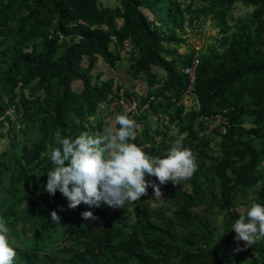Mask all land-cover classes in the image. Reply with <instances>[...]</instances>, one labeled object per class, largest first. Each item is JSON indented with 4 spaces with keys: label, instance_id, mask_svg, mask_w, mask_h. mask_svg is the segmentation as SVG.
Returning <instances> with one entry per match:
<instances>
[{
    "label": "trees",
    "instance_id": "obj_1",
    "mask_svg": "<svg viewBox=\"0 0 264 264\" xmlns=\"http://www.w3.org/2000/svg\"><path fill=\"white\" fill-rule=\"evenodd\" d=\"M114 1L0 0V118L18 96L17 123L38 130L34 141L21 144V129L14 128L10 147L0 152V217L15 238L14 264H264V240L247 246L246 254L213 244L217 215L225 235L236 236L232 225L247 211L236 210L238 197L252 189L251 203L264 205V0ZM238 2L254 9L230 25ZM202 15L218 20L222 37L197 56L192 92L198 108L184 115L189 80L182 69L194 57L168 59L164 43L183 42L179 32ZM126 39L137 48L128 54L129 73H144L149 84L138 107L167 116L186 133L180 140L198 169L178 185H162L168 199L158 207L145 195L119 209L83 203L70 209L59 191L53 197L45 190L53 164L42 153L58 137L89 133L88 118L99 104L125 99L113 78L93 77L92 69L99 57L114 67ZM216 117L218 155L204 149L209 140L194 128L197 122L204 130ZM135 131L130 142L149 155H166L170 141L156 139L149 123ZM85 211L96 219H83Z\"/></svg>",
    "mask_w": 264,
    "mask_h": 264
},
{
    "label": "clouds",
    "instance_id": "obj_2",
    "mask_svg": "<svg viewBox=\"0 0 264 264\" xmlns=\"http://www.w3.org/2000/svg\"><path fill=\"white\" fill-rule=\"evenodd\" d=\"M135 130L134 119L117 114L113 123L95 135L83 132L75 139L58 137L57 146L48 145V152L42 153L53 164L46 174L45 190L53 197L59 191L70 209L81 203L89 207L106 204L119 209L147 195L150 186L154 190L153 198H161V185L169 181L178 185L197 171L192 151L180 139L172 142L164 157L154 156L130 142L136 138ZM146 176L155 177L159 183L147 180ZM81 215L85 220L96 219L91 211ZM60 219L56 211L51 212V221L59 224ZM232 229L236 233L235 241H243L248 247L264 240V205L251 203ZM9 234L6 221L0 217V264H14L16 250Z\"/></svg>",
    "mask_w": 264,
    "mask_h": 264
},
{
    "label": "rangeland",
    "instance_id": "obj_3",
    "mask_svg": "<svg viewBox=\"0 0 264 264\" xmlns=\"http://www.w3.org/2000/svg\"><path fill=\"white\" fill-rule=\"evenodd\" d=\"M183 3L192 2L195 6H200L204 3L203 0H180ZM102 3L115 5L114 0H101ZM254 7L245 5L241 2L235 3L228 14V23L234 25L236 20L244 19L248 17L253 11ZM151 19V17H150ZM186 31L179 32L180 36L184 39L183 42L173 43L165 41L164 45L168 49L169 56L177 59L178 63L182 60V57H197L198 55L204 53L210 45H218L220 43L222 34L220 31V26L218 20L211 15H202L192 26H187ZM234 29H232L233 31ZM182 55V56H180ZM130 61L128 60V54L123 52L121 58L116 62L114 67L108 65L102 57H99L98 62L92 69L93 77L101 73V79L113 78L115 87H119V95L126 97L129 94L134 96L137 102H139L140 95H144L149 90V84L147 83L144 73H140L138 78H134L129 73ZM157 69V68H156ZM161 73L163 71H160ZM160 75V74H159ZM76 88H80L81 84H75ZM182 104L185 106L184 115L190 113L195 108H198L197 100L195 95L184 93L181 98ZM117 114H127L131 119L136 122V128L141 131L143 124L145 122L149 123L152 134L156 136V139L160 140L165 138L167 141L172 142L176 139H181L186 136V133L180 134L179 127L176 123L168 119L167 116L162 114H154L150 111L147 106L138 107L134 114H129L123 107L121 98L113 97L111 101H105L98 105L97 110L94 115L88 118V127L90 128L89 134L95 135L103 131L104 127L108 124L114 122V117ZM142 115L146 116V119ZM140 117V119H139ZM21 125V124H20ZM249 124L247 123L246 126ZM206 128L202 130L199 128V124L195 122L194 128L199 130L198 137H206L209 140V144L204 147L210 153L218 155L219 151V140H220V129L221 122L220 118H211L205 122ZM118 127V126H117ZM14 125H5L0 128V152L8 149L12 141V136L17 134L14 130ZM21 131L18 132L20 143H26L34 141L37 138L38 130L31 129L21 125ZM18 137L14 138L17 139ZM146 179L159 183L155 177L146 176ZM161 190L163 192V197L153 198L154 190L150 186L145 196L146 201H148L152 206L158 207V205H163L167 201V193L163 190L161 185ZM252 198V189L249 190L248 196H240L237 199L236 210L239 212H244L250 207ZM202 216H205L204 211L201 209L196 210ZM222 220L223 215H217L213 219V223L218 231L217 238L213 243L218 249L226 251L227 249L233 250L238 253H245V248L247 245L240 241H235V236L228 238L222 231ZM9 239L14 241L15 238L11 237L9 234ZM12 243V242H11ZM239 247V251L237 248Z\"/></svg>",
    "mask_w": 264,
    "mask_h": 264
},
{
    "label": "built area",
    "instance_id": "obj_4",
    "mask_svg": "<svg viewBox=\"0 0 264 264\" xmlns=\"http://www.w3.org/2000/svg\"><path fill=\"white\" fill-rule=\"evenodd\" d=\"M123 51L126 54L134 53L137 54V48L134 46L132 41L130 39H126L123 43ZM199 63V60L197 57L193 58L192 64L190 66L184 67L182 69V72L187 76L189 80V86L188 89L185 93L187 94H193V87H194V81H195V68L197 64ZM194 95V94H193ZM19 97L17 96L14 99V102L6 109L4 115L0 118V120L3 121V123L7 126L10 125L9 119L14 122V128L15 130L20 129L21 125L17 123V106L16 103L18 102ZM122 105L124 109L129 113V114H134L137 109L139 103L135 98H132L130 100L125 101V99H121ZM198 105V104H197Z\"/></svg>",
    "mask_w": 264,
    "mask_h": 264
}]
</instances>
